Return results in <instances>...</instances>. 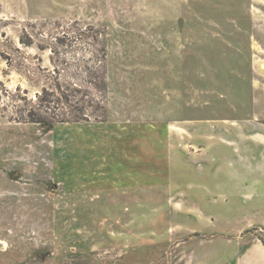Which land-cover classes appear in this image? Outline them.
<instances>
[{
    "label": "rangeland",
    "instance_id": "rangeland-1",
    "mask_svg": "<svg viewBox=\"0 0 264 264\" xmlns=\"http://www.w3.org/2000/svg\"><path fill=\"white\" fill-rule=\"evenodd\" d=\"M241 241L264 244V0H0V264Z\"/></svg>",
    "mask_w": 264,
    "mask_h": 264
},
{
    "label": "crops",
    "instance_id": "crops-1",
    "mask_svg": "<svg viewBox=\"0 0 264 264\" xmlns=\"http://www.w3.org/2000/svg\"><path fill=\"white\" fill-rule=\"evenodd\" d=\"M258 246H260V251L253 249V244L241 241L237 247L239 252L226 251L225 255L227 257L222 258V261L209 263L202 261V259H197L194 264H264V244L262 243ZM191 254L193 255V253L189 252L185 256H191Z\"/></svg>",
    "mask_w": 264,
    "mask_h": 264
},
{
    "label": "trees",
    "instance_id": "trees-1",
    "mask_svg": "<svg viewBox=\"0 0 264 264\" xmlns=\"http://www.w3.org/2000/svg\"><path fill=\"white\" fill-rule=\"evenodd\" d=\"M32 121H34V120H32Z\"/></svg>",
    "mask_w": 264,
    "mask_h": 264
}]
</instances>
